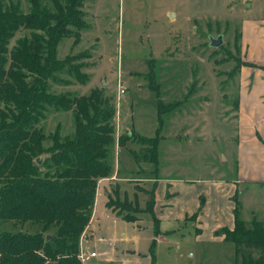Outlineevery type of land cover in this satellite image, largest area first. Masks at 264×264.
Returning a JSON list of instances; mask_svg holds the SVG:
<instances>
[{
  "label": "rangeland",
  "instance_id": "1",
  "mask_svg": "<svg viewBox=\"0 0 264 264\" xmlns=\"http://www.w3.org/2000/svg\"><path fill=\"white\" fill-rule=\"evenodd\" d=\"M83 10L88 27L81 32L80 43L73 46V39H64L57 58L88 52L91 56L82 60V72L89 80L69 87L52 85L51 92L89 96L104 90L113 99L115 138L125 142L115 144L113 166L119 171L116 179L123 180L108 185L105 202L114 216L132 220L112 224L100 218L98 209L102 222L80 239L84 252L95 253L84 264H152L148 236L153 222L146 203L154 186L155 216L164 221L160 231H169L156 240L154 264H235V245L224 242L220 233L224 225H234L236 198L244 220L264 221V184L241 182L237 176L243 170L236 165L243 145L250 146L249 157L260 169L259 178L264 176V149L251 147L261 141L255 135L256 120L249 118L250 130L243 132L239 122L242 69H261L253 78L264 80V65L259 66L264 64V0H91ZM218 36L222 44L211 48L210 38ZM152 69L162 102H182L162 121L151 89ZM118 82L125 91L119 96ZM40 127L46 135L57 128L62 136L72 134L73 115L50 111ZM259 133L264 138V130ZM158 135L156 172L153 164L135 160L140 145L125 136ZM254 165L248 167L251 177L259 173ZM114 174L102 180L108 184ZM165 181L173 185L169 199L163 197L164 185L169 184ZM166 202L171 206L161 213L160 205ZM91 220L92 215L88 226ZM132 224L147 228L141 233Z\"/></svg>",
  "mask_w": 264,
  "mask_h": 264
},
{
  "label": "trees",
  "instance_id": "2",
  "mask_svg": "<svg viewBox=\"0 0 264 264\" xmlns=\"http://www.w3.org/2000/svg\"><path fill=\"white\" fill-rule=\"evenodd\" d=\"M87 1L0 0V264H81L80 239L88 228L98 181L113 175L115 144L125 143L116 141V107L104 90L89 96L51 92L52 85L89 80L82 72L88 52L57 58L64 39H73V46L80 43L88 27L83 10ZM20 32L24 34L16 38ZM150 82L162 121L182 102H162L153 69ZM50 111L71 112L74 132L62 136L57 128L46 135L40 124ZM125 137L140 145L135 160L153 164L157 172L159 135ZM47 141L50 146L44 145ZM155 188L146 203L153 222L152 264L161 235L153 212ZM240 209L236 198L234 228H222L223 241L235 245V264H264V221H246Z\"/></svg>",
  "mask_w": 264,
  "mask_h": 264
},
{
  "label": "crops",
  "instance_id": "3",
  "mask_svg": "<svg viewBox=\"0 0 264 264\" xmlns=\"http://www.w3.org/2000/svg\"><path fill=\"white\" fill-rule=\"evenodd\" d=\"M247 33L249 35V32H247ZM244 39L245 38L243 37V40ZM249 50H250V47H249V49L248 48L246 49V56L250 54ZM260 65H264V64L260 63L259 66ZM260 70L261 69H257L254 67L243 68L242 69V78H241L240 83H239V90H240V93H239L240 120H239V122H240V126H241L240 131L243 132V131H249L250 130V126L252 125V123L249 122V120H248L249 118H253L254 120H256L255 125H256L258 131L255 132V135H257L261 141H259V139H258V141H259L258 143H252V145L254 144L256 146H251V147H252V149H255V147H256V149H258V150L264 149V138L259 133V129L264 130V106L261 105L264 103V80H259V78L255 79L253 77L255 76V73L260 75L262 73ZM252 136H254V133L252 134ZM248 150H250V146H244L243 145V147H242L243 152L236 159V165H238V168H240L241 171L243 170L242 174H238L237 177L243 183H246V182L252 183V184L261 183V185H263L264 184V176H261V178H259L260 177V169L258 166H255L253 164V163H255V159L252 157H249V156H251V154L249 153ZM262 151L264 152V150H262ZM261 156H263V155L261 154ZM253 165L256 167V170L259 171L257 177H251L250 174H247L248 167L249 166L252 167ZM114 172H115V174H114L115 177H113L111 180H108V184L105 183V182H107L106 180L101 181L102 182L101 183V185H102L101 192L103 191V193L97 192V194H96L95 205H94V209H93V213H92V220L90 222L91 224L87 228V231L89 229V232H91L90 229L93 228V226L95 224L102 222V221H100V218H104V217L106 219L108 218V220L110 221V223L112 222V224L118 225L120 223H123V225H124V223H126V224L129 223V222L122 220V218L114 216V214L112 212H109L105 206V204H106L105 201L108 199V196H109V190H106L108 185L118 184L117 182L120 183L121 182L120 180H123V179H119V180L116 179L117 175L119 174L118 173L119 171L118 172L114 171ZM165 182H168V181H165ZM157 183H158V181H157ZM168 183L169 184L164 185V188L167 186H169V189L173 188V185L170 182H168ZM171 195L173 197L174 193H171ZM163 197H165V192H164ZM172 197H170V198H172ZM168 199H166V200H168ZM170 206L171 205L167 202L164 204L162 203L160 205V210L161 209L162 210L167 209ZM155 207H156V202L154 203L153 212H154V214L156 213V215H158V213H157L158 208H155ZM98 209H100V218L97 217V215H96L97 212H99ZM162 210H161V213L163 212ZM158 219L160 221V229H161L164 221L162 220V218H160V216L158 217ZM166 220H168V219H166ZM132 226L134 227V229H137V231L141 232V233L144 231L145 228H147V227H143L142 229L138 228V226L136 224H132ZM150 226H151L150 230L152 232L151 222H150ZM224 226H226L232 230L234 225L233 226L232 225H224ZM167 232H169V231H165V232L161 231V235H166V234H168ZM94 237H95V235H94ZM148 238L152 239L153 234L149 235ZM91 239L93 240V238H91ZM91 239H90V241H92ZM158 239H159V237H158Z\"/></svg>",
  "mask_w": 264,
  "mask_h": 264
},
{
  "label": "built area",
  "instance_id": "4",
  "mask_svg": "<svg viewBox=\"0 0 264 264\" xmlns=\"http://www.w3.org/2000/svg\"><path fill=\"white\" fill-rule=\"evenodd\" d=\"M124 92L125 91L123 90V86L118 82V87H117L118 96L124 94ZM92 258H95V253L84 252L82 242H80V249H79V254H78V259L80 263L84 264Z\"/></svg>",
  "mask_w": 264,
  "mask_h": 264
},
{
  "label": "water",
  "instance_id": "5",
  "mask_svg": "<svg viewBox=\"0 0 264 264\" xmlns=\"http://www.w3.org/2000/svg\"><path fill=\"white\" fill-rule=\"evenodd\" d=\"M222 36H218L217 38H210V44H209V46L211 47V48H217V47H219L221 44H222ZM106 83H103L101 86L102 87H106ZM203 202V201H202ZM50 239V236H47V240H49Z\"/></svg>",
  "mask_w": 264,
  "mask_h": 264
}]
</instances>
